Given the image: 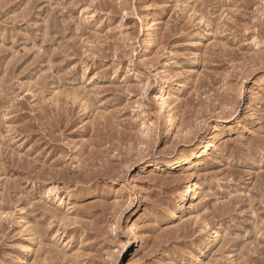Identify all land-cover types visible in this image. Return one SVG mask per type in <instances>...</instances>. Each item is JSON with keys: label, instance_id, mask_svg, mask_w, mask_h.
Returning <instances> with one entry per match:
<instances>
[{"label": "rangeland", "instance_id": "obj_1", "mask_svg": "<svg viewBox=\"0 0 264 264\" xmlns=\"http://www.w3.org/2000/svg\"><path fill=\"white\" fill-rule=\"evenodd\" d=\"M20 258L264 264V0H0V264Z\"/></svg>", "mask_w": 264, "mask_h": 264}, {"label": "bare ground", "instance_id": "obj_2", "mask_svg": "<svg viewBox=\"0 0 264 264\" xmlns=\"http://www.w3.org/2000/svg\"><path fill=\"white\" fill-rule=\"evenodd\" d=\"M147 17V16H146ZM149 23V22H148ZM145 28H146V26H147V18H145L144 17V20H142V23H141ZM148 26H149V24H148ZM143 27V28H144ZM142 28V29H143ZM208 32H207V34L206 35H212L213 34V31L208 27V30H207ZM212 31V32H211ZM164 64H166V63H164ZM257 83V82H256ZM172 84V83H171ZM173 84L177 87L179 84L177 83V82H173ZM257 85H258V83H257ZM175 86H174V88H175ZM171 99V95H169L168 96V100H170ZM169 106V105H168ZM169 108V107H168ZM167 109V108H166ZM165 108H162L161 109V115L163 116L162 118L164 119V121H165V123L167 122V118H169V117H167V115H166V117L164 116L165 115ZM167 113V112H166ZM171 114V113H170ZM162 119V120H163ZM52 128V127H51ZM53 130V129H52ZM50 131V130H49ZM53 132V131H52ZM50 134V133H49ZM51 134H53V133H51ZM50 137V136H49ZM52 137V136H51ZM51 141V140H50ZM49 141V142H50ZM206 145V150H208L209 148H212V144H211V142H209V143H207V144H205ZM205 149H204V151H205ZM191 161H190V159L188 158V159H185L183 162H182V164H180V166H182V165H188L189 163H190ZM190 165V164H189ZM85 171V170H84ZM53 173H54V171H52ZM58 173V172H57ZM57 173L55 172L54 174L55 175H57ZM53 174V175H54ZM53 175H51L52 177H54ZM58 178V177H57ZM81 178V177H80ZM54 179V178H53ZM59 179H61L60 178V175H59ZM58 180V179H57ZM188 193H187V195L186 196H189V195H192L193 193H194V189H193V187L191 186V187H189L188 189ZM186 197L185 196H183V197H181V201H180V204H183L184 203V199H185ZM183 206V205H182ZM29 238V237H28ZM24 245V244H23ZM29 245H31V240L30 239H28L27 240V243L25 244V246H23L24 247V249H27L28 247H30ZM25 252V251H24ZM25 254H27V252L25 253ZM24 257V256H23ZM28 257V256H27ZM25 258V257H24ZM29 258V257H28ZM23 261H25V260H23V258H20V260H18V264H21V263H23ZM24 263H26V261L24 262Z\"/></svg>", "mask_w": 264, "mask_h": 264}]
</instances>
